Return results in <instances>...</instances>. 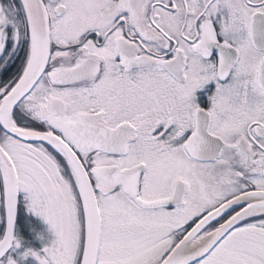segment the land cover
<instances>
[{
	"label": "snow or ice",
	"instance_id": "1",
	"mask_svg": "<svg viewBox=\"0 0 264 264\" xmlns=\"http://www.w3.org/2000/svg\"><path fill=\"white\" fill-rule=\"evenodd\" d=\"M0 264H264V0H0Z\"/></svg>",
	"mask_w": 264,
	"mask_h": 264
}]
</instances>
